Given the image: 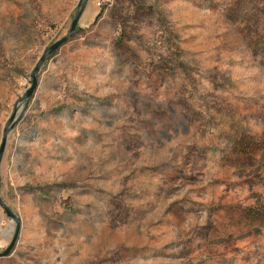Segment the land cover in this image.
Instances as JSON below:
<instances>
[{
	"label": "rangeland",
	"instance_id": "374dc122",
	"mask_svg": "<svg viewBox=\"0 0 264 264\" xmlns=\"http://www.w3.org/2000/svg\"><path fill=\"white\" fill-rule=\"evenodd\" d=\"M84 2L0 0V264H264V0H89L27 98Z\"/></svg>",
	"mask_w": 264,
	"mask_h": 264
},
{
	"label": "water",
	"instance_id": "95a60500",
	"mask_svg": "<svg viewBox=\"0 0 264 264\" xmlns=\"http://www.w3.org/2000/svg\"><path fill=\"white\" fill-rule=\"evenodd\" d=\"M88 1L89 0H85V2L83 4V6L81 7L80 11L78 12L76 17L74 18L69 33L66 36H64L63 38L57 40L51 46H49L46 49L45 53L41 56L37 66L35 67V69L33 71V83H32V86L29 88V90L26 93V97L27 98H30L32 96V93L34 92V90L37 87L36 73L40 69L42 63L46 60L47 56L49 54L55 52L60 46H62L65 42H67L76 33L79 21L81 19V16L83 14V11H84ZM8 134H9V128L7 127L4 130V135H3V139H2V142H1V146H0V188H1V161H2V157H3L4 151L6 149ZM0 205L5 209L7 215L9 217H11L17 224L16 232H15V235H14L10 245L3 252H0V257H2V256L9 255L11 250L13 249V247L16 244V241H17L18 235L20 233V229H21V217L19 215H17L14 212V210L8 204H6L4 202L3 198L1 197V194H0Z\"/></svg>",
	"mask_w": 264,
	"mask_h": 264
},
{
	"label": "trees",
	"instance_id": "16d2710c",
	"mask_svg": "<svg viewBox=\"0 0 264 264\" xmlns=\"http://www.w3.org/2000/svg\"><path fill=\"white\" fill-rule=\"evenodd\" d=\"M102 12H103V10H100V11H99V13H98L97 16H96V20L99 19V17L101 16Z\"/></svg>",
	"mask_w": 264,
	"mask_h": 264
}]
</instances>
